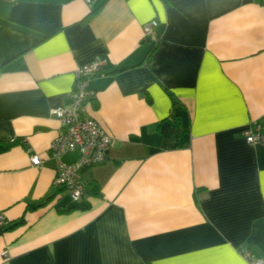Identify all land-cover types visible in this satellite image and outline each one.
Returning a JSON list of instances; mask_svg holds the SVG:
<instances>
[{"label": "crops", "instance_id": "0c3cea01", "mask_svg": "<svg viewBox=\"0 0 264 264\" xmlns=\"http://www.w3.org/2000/svg\"><path fill=\"white\" fill-rule=\"evenodd\" d=\"M96 57L85 110L112 143L73 207L54 183L52 109ZM263 116L264 0H0V213L19 222L0 264H250L264 143L243 130Z\"/></svg>", "mask_w": 264, "mask_h": 264}, {"label": "built area", "instance_id": "2783aa9c", "mask_svg": "<svg viewBox=\"0 0 264 264\" xmlns=\"http://www.w3.org/2000/svg\"><path fill=\"white\" fill-rule=\"evenodd\" d=\"M87 3L91 0H85ZM157 21L152 19L142 26L143 37L155 39L154 28ZM105 65V59L96 57L90 62L78 66L75 70V83L69 100L65 105L52 109V114L59 122V130L52 140L49 151L56 160V176L54 183L63 187L72 202H81L84 196V182L82 172L85 168L102 163L112 143L111 136L93 118L86 114L85 104L94 96L89 87V81L98 75ZM248 143H264V116L249 122L243 130ZM11 138L10 142H14ZM77 152V156L70 162H64L61 156L65 152ZM30 162L37 166L41 163L38 154L30 155ZM7 223L0 213V226ZM241 254L250 264H264V256H255L246 248H241ZM1 264H9L4 260Z\"/></svg>", "mask_w": 264, "mask_h": 264}, {"label": "trees", "instance_id": "16d2710c", "mask_svg": "<svg viewBox=\"0 0 264 264\" xmlns=\"http://www.w3.org/2000/svg\"><path fill=\"white\" fill-rule=\"evenodd\" d=\"M97 10V9H96ZM96 10H93L91 13H89L88 15H87V19L90 17V16H92L95 12H96ZM1 149H3V147L2 146H0V150ZM74 203V206L73 207H84V206H87L86 204H79L80 202H78V203H75V202H73ZM19 222L18 221H14V222H8L7 221V223L5 224V225H3V226H0V232H2V231H4V230H6V229H9V228H11V227H13L14 225H16V224H18ZM242 248H246L251 254H253V255H255V256H260V255H258L252 248H251V246H243Z\"/></svg>", "mask_w": 264, "mask_h": 264}]
</instances>
